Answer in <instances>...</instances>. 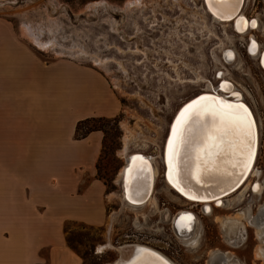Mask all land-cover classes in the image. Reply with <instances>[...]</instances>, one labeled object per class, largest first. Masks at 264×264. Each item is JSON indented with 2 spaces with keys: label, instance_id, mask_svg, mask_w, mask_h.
Listing matches in <instances>:
<instances>
[{
  "label": "rangeland",
  "instance_id": "obj_1",
  "mask_svg": "<svg viewBox=\"0 0 264 264\" xmlns=\"http://www.w3.org/2000/svg\"><path fill=\"white\" fill-rule=\"evenodd\" d=\"M129 1L0 0V17L24 22L31 29H43L41 24L45 22L46 33L49 30L59 33L58 41L64 38L65 46L72 53L81 54L74 56L78 63L93 65L92 58L108 61L96 68L105 75L109 90L118 104L116 117L94 119L83 125L80 132L98 129L103 134L96 165V177L105 186L103 219L99 225L69 221L71 212L64 208V212L56 215L57 218L62 215L61 218L51 222L53 231L61 223L64 240L80 257L82 264H115L121 257L118 248L135 244L155 249L174 264H210L215 251L220 254L216 264H264L256 256L262 242L257 226H254L264 223V215L259 218L260 207L264 206V189L261 197L249 192L244 200L237 202L233 195L228 199L232 202L225 203L232 208L213 207L208 212L202 204L188 202L171 190L166 182V168L162 160L175 115L188 101L208 92L207 88L211 91L210 88L217 82L214 74L222 68L216 62L218 52L225 50L221 51L220 46L222 42L226 47L233 43L237 60L235 64L226 65L225 76L243 92L259 123V147L252 168L260 176L250 177L248 181L258 182L264 188V72L256 60L259 56H253L254 60L247 57L244 49L246 35L238 36L243 40L234 39L230 30L233 25L216 27V20L203 9V0H142V5L147 8L154 5L165 7L163 17H172L173 30H164V33L160 30L159 35H149L151 28L146 27L150 25L138 22L140 27L134 44L107 45L101 38L104 37L103 22L113 19L105 16V11L108 8L113 11L122 9L127 17H131L135 8L124 9ZM102 3L106 8L102 5L94 8ZM243 12L258 19L260 29L252 34L264 45V0H246ZM47 37L50 39L52 36L47 34ZM216 38L221 41L218 43ZM70 43L74 47H69ZM59 50L56 48L54 51ZM52 52L42 51L50 57H63ZM126 127L150 139L130 145L127 157L138 153L154 160L159 172L154 182L157 205L150 203L140 209L125 208L123 205L120 174L127 166V158L122 153ZM241 209L246 211L248 222L244 229L225 232L224 218H234ZM183 212L194 216V220L188 219L192 221L191 229L175 228V219ZM255 216L258 220L251 224ZM56 234L53 233V239L59 240L60 234ZM181 240L196 243L187 247ZM107 244L112 247L105 248L102 253L97 252L100 246ZM227 253L230 254L228 258L225 257Z\"/></svg>",
  "mask_w": 264,
  "mask_h": 264
},
{
  "label": "crops",
  "instance_id": "obj_2",
  "mask_svg": "<svg viewBox=\"0 0 264 264\" xmlns=\"http://www.w3.org/2000/svg\"><path fill=\"white\" fill-rule=\"evenodd\" d=\"M22 27L30 28L0 17V264H82L61 223L53 231L51 222L64 208L69 221L103 219L105 186L96 177L103 134L75 139V130L116 117L117 100L99 66L73 53L43 54Z\"/></svg>",
  "mask_w": 264,
  "mask_h": 264
},
{
  "label": "bare ground",
  "instance_id": "obj_3",
  "mask_svg": "<svg viewBox=\"0 0 264 264\" xmlns=\"http://www.w3.org/2000/svg\"><path fill=\"white\" fill-rule=\"evenodd\" d=\"M141 1L130 0L124 9L140 8L142 6ZM245 1L203 0L205 6L203 9L216 20L215 22L218 23L216 26L219 24L223 27L224 25H233V28L244 37V31L248 27L247 25H250V21L246 20L242 13ZM101 5L105 7V4L103 5L102 3L95 5L94 8ZM114 24L109 22L112 29ZM254 27L255 23L252 24V28ZM22 28L25 35L31 37V40L40 51H53L61 56L72 57V51L65 46L66 43H62L60 40L56 42L55 32L52 33L49 30L47 34L52 37L42 40L40 39L41 35L44 34L42 29ZM62 39L64 40V38ZM72 46L71 44L69 47ZM223 46L224 42L220 46L221 51L224 48ZM56 48L60 50L54 51ZM251 53L255 58L258 57L256 45H253L251 48ZM73 54L74 56L81 55ZM261 54L262 52L259 55V60L261 61L262 58L261 63L264 68V56L262 57ZM216 60L218 66L222 68L226 67L219 57ZM92 61L96 66L100 67L108 63V61H100L97 58H92ZM226 72L225 68L219 76H225ZM199 79L203 78L199 77ZM221 89L225 94L217 93L214 87L210 88L211 91L207 88L208 92L202 93L203 96H199L198 98H196L197 96L194 97V100L188 101L177 112L171 123L162 156L166 168V182L171 190L177 192L188 202L202 204L204 209H208V212H211L213 207L222 209L232 208L225 205L227 201L232 202L228 199L235 195L234 201L240 202L247 197L252 188L254 196L261 197L264 189L260 183L256 182L254 184L248 181L250 177L260 176L259 172L254 167L252 168L259 147L260 135L259 128H257L259 123L256 124L253 118L256 129V146L251 164L249 163L245 167L243 162L247 159V141L235 130L225 128L221 116L217 114V107L225 111L239 108L241 113H243L245 108H241V103H229L220 99L222 97L226 100L230 96H235L230 90ZM226 92L231 95L228 96ZM125 129L127 135L124 139L125 148L122 153L127 158V166L120 174L124 191L122 197L123 205L125 208L132 209H140L150 203L157 205L154 198V182L159 172L154 165V160L138 153L127 157L130 145L136 144L139 140L143 142V140L150 139L137 135L132 130H128L127 127ZM213 141H215V147H211ZM173 153H175L174 157ZM249 198H251V195ZM262 214L264 215V206L261 205L259 218L263 216ZM189 218L194 220L193 214L187 212L179 214L175 219V228L179 230L180 228L185 229V227L191 229L190 223L192 221L188 220ZM255 220H258V217H253L251 224ZM246 223H248L246 211L242 209L237 212L234 218H224L222 221L223 226H225V232L228 230L230 232L243 230ZM261 224L254 225L255 227L257 226V234L262 242V245L256 251V256L264 261V223ZM178 234H181V231ZM181 242L187 247H193L196 243L195 241L189 242L183 240ZM107 247L112 246L109 244L100 246L97 252L102 253ZM118 249L121 257L115 264H174L165 255L147 246L135 244ZM213 255L210 259V264H216L217 258L220 255L219 251H215ZM225 257H230V254H225Z\"/></svg>",
  "mask_w": 264,
  "mask_h": 264
},
{
  "label": "flooded vegetation",
  "instance_id": "obj_4",
  "mask_svg": "<svg viewBox=\"0 0 264 264\" xmlns=\"http://www.w3.org/2000/svg\"><path fill=\"white\" fill-rule=\"evenodd\" d=\"M133 11H134V12H132L133 14L132 15L130 14L131 17L130 16L127 17V15H125V13H124V10H122V9L113 11V10H110L108 8L105 11V16H107L110 19L111 18L113 19L112 21L108 20V21L103 22L104 26H103V32L102 33H103L104 37H101V38L105 39V42L107 45H109L110 43L134 44L135 43L134 40L135 39L137 40V36H135V34L137 32V29H139V27H140L138 22H141L143 25L144 24L150 25V26L146 27V29L151 28L150 33H148L149 35H151V34L159 35L161 32L160 30H163L162 33H164V30H169V29L173 30L172 28L174 26L173 25L174 23H172V21H173L172 17L169 16L167 19L165 17H163L165 7H162L159 5H156V6L154 5V6L147 8V7L142 5L140 8H135ZM242 13L244 14L243 10H242ZM129 18H134L136 20L134 22L132 19H129ZM244 18L246 20L250 21V25L249 24L247 25V23H246V25L248 27L244 31V34L246 35V37H245L246 42L244 45L245 53H246L247 57L252 59L253 54L251 53V48L253 47V45H256L258 56L262 52L261 56L263 57L264 56V45H261V43L254 36V34H252V33L257 32L259 30V28H260L259 21H258V19L248 17L245 14H244ZM138 19H140V20L138 21ZM169 19H172V20L169 21ZM109 22H112L113 24L115 22L113 30L111 29ZM253 23H255L254 28H252ZM216 27H222V25L219 24ZM134 29H135V31H134ZM230 30L232 32L234 39L243 40L240 37H238L239 35H241L239 33V31H237L235 28L234 29L230 28ZM138 32L140 34V31H138ZM263 34H264V31H263ZM218 38H216V40H218ZM219 40L221 41V39H219ZM219 40H218V43H219ZM229 45H231V46L230 47L224 46V48H225L224 52H218L219 53L218 56L225 63V65H231V64L236 63V55H235V52L233 50V48H236V47H234L233 43L229 44ZM252 60H254V59H252ZM256 60L258 61V65H259L261 71L264 72V68H263L262 63H261L262 58H261V61L259 60V57ZM91 66H93V65H91ZM221 73H222V68H220L214 74V78L217 80V82L213 87L216 89V92L219 94H225V92H223L221 89V88H224V90H227V91L230 90L231 92H233V94L235 96H230L231 94L226 92V94L228 96H230V98L225 100L222 97H220V99L224 100L225 102H229V103H236V104L241 103V105L248 110V112L250 113L252 118H254V120L256 121L255 123L257 124L256 117H255L251 107L246 102L244 95H243V92L238 88V86L235 83H233L226 76H223V77L218 76V74H221ZM217 88H218V91H217ZM199 96H203V94L198 95L196 98H198ZM257 128H258V126H257ZM251 192L253 193V188L251 189Z\"/></svg>",
  "mask_w": 264,
  "mask_h": 264
},
{
  "label": "snow or ice",
  "instance_id": "obj_5",
  "mask_svg": "<svg viewBox=\"0 0 264 264\" xmlns=\"http://www.w3.org/2000/svg\"><path fill=\"white\" fill-rule=\"evenodd\" d=\"M242 107L243 106H241V108ZM217 114L221 116L222 123L225 125L226 129L235 130L242 138L247 141V159L243 162L245 167H247V165L251 162V156L253 152L252 142L250 139H248L249 137H252V122L248 119L247 109H244L243 113H241L239 108L225 111L217 107ZM211 147H215V141H213ZM174 156L175 153H173V157Z\"/></svg>",
  "mask_w": 264,
  "mask_h": 264
},
{
  "label": "trees",
  "instance_id": "obj_6",
  "mask_svg": "<svg viewBox=\"0 0 264 264\" xmlns=\"http://www.w3.org/2000/svg\"><path fill=\"white\" fill-rule=\"evenodd\" d=\"M93 121H94V119H87V120H84V121L79 122L77 124L76 130H75V139H83V138H85L91 132L101 131V130H98V129L97 130L96 129H88L84 133H82V134L80 133L83 125H85L87 123H90V122H93Z\"/></svg>",
  "mask_w": 264,
  "mask_h": 264
},
{
  "label": "water",
  "instance_id": "obj_7",
  "mask_svg": "<svg viewBox=\"0 0 264 264\" xmlns=\"http://www.w3.org/2000/svg\"><path fill=\"white\" fill-rule=\"evenodd\" d=\"M247 113H248L249 120L252 122V137L250 138V140L252 142V148H253V152H252V156H251V161H252L254 158V150H255V146H256V129H255L253 118L250 115V113L248 112V110H247ZM250 164H251V162H250Z\"/></svg>",
  "mask_w": 264,
  "mask_h": 264
}]
</instances>
